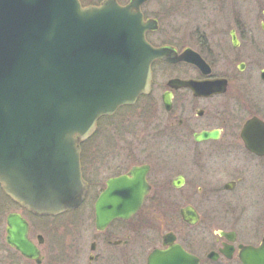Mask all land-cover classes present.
Instances as JSON below:
<instances>
[{"label":"flooded vegetation","instance_id":"1","mask_svg":"<svg viewBox=\"0 0 264 264\" xmlns=\"http://www.w3.org/2000/svg\"><path fill=\"white\" fill-rule=\"evenodd\" d=\"M91 1L79 0L83 7L103 0ZM138 7L151 24L147 42L168 59L151 63L149 92L101 116L79 143L86 186L79 206L36 215L0 185V202L10 205L0 264H148L154 251L168 264H247V249L263 243L264 0H140ZM174 80L202 84L195 91ZM140 167L149 188L139 209L97 227L102 193L134 200L118 197L123 190L109 181ZM10 214L26 221L36 258L7 243Z\"/></svg>","mask_w":264,"mask_h":264},{"label":"water","instance_id":"2","mask_svg":"<svg viewBox=\"0 0 264 264\" xmlns=\"http://www.w3.org/2000/svg\"><path fill=\"white\" fill-rule=\"evenodd\" d=\"M140 0L120 5L103 0L81 6L79 0H0V185L6 195L36 215H54L79 206L86 186L79 143L96 121L150 91L151 63L167 60L165 48L145 38L151 28ZM199 91L200 82L171 81ZM142 167L109 187L131 196L113 202L108 192L95 203L96 225L127 218L142 204L149 186ZM132 191V192H131ZM6 241L36 258L26 221L7 218ZM247 264H264V240L249 247ZM154 251L148 264H168Z\"/></svg>","mask_w":264,"mask_h":264},{"label":"rangeland","instance_id":"3","mask_svg":"<svg viewBox=\"0 0 264 264\" xmlns=\"http://www.w3.org/2000/svg\"><path fill=\"white\" fill-rule=\"evenodd\" d=\"M92 1L95 2V1H98V0H92ZM123 1H126V0H123ZM100 131L101 130H99V132ZM98 143H99L98 146L102 147L101 142L99 140H98ZM0 204H1V202H0ZM9 209H10V205L2 206V204H1V206H0V251H2L1 253H3L4 249L6 248V244H5V240H4V236H5V232H4L5 223H4V220H5L6 213H7V211ZM86 210L87 209L85 207L81 211L86 212ZM31 222H32V220H31ZM37 232H38L37 227L33 226V228H32V236H34ZM44 252H45L44 254L46 255L47 258L49 256H51V252H47L46 250H44Z\"/></svg>","mask_w":264,"mask_h":264}]
</instances>
